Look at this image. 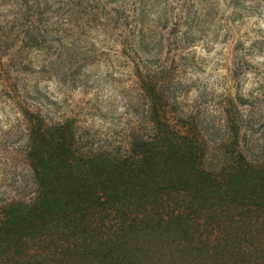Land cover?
I'll return each mask as SVG.
<instances>
[{"label": "trees", "instance_id": "obj_1", "mask_svg": "<svg viewBox=\"0 0 264 264\" xmlns=\"http://www.w3.org/2000/svg\"><path fill=\"white\" fill-rule=\"evenodd\" d=\"M220 1L0 0V103L33 180L0 207V264H264V156L247 149L264 146V90L237 89L239 47L218 97L195 76ZM97 62L129 68L117 128L55 118L28 89L30 75L87 89Z\"/></svg>", "mask_w": 264, "mask_h": 264}, {"label": "rangeland", "instance_id": "obj_2", "mask_svg": "<svg viewBox=\"0 0 264 264\" xmlns=\"http://www.w3.org/2000/svg\"><path fill=\"white\" fill-rule=\"evenodd\" d=\"M219 3L214 17L198 35L196 50L201 56V66L197 69L196 78L207 88V96L218 97L223 79H227L228 83L229 69H232L231 53L235 47H239L242 50L238 54L247 60V71L240 75L237 89L245 95L264 90V59H260L264 57V0L257 3L242 0L237 6L228 0ZM251 3L255 7L247 9ZM128 71L127 67L116 68L104 62L86 66L83 73L88 82L87 89L83 86L70 88L56 78H39L35 75H30L27 83L33 95L38 91L37 100L51 101L48 106L55 111V118L75 112L86 126L106 131L121 126L128 115L126 100L134 99L130 89L126 92L123 89L130 85ZM202 87H194L190 98L197 97ZM232 90H235V86ZM202 100L205 103L206 99ZM94 102L99 104L98 109ZM0 111L14 115L6 104L0 103ZM253 113L254 128L259 132L264 128V115L257 111ZM258 134L254 137H258ZM19 135L16 122L13 129L0 131V207L11 199H27L33 188L31 173L21 151L23 140ZM247 149L251 158L264 156V146L257 142H250Z\"/></svg>", "mask_w": 264, "mask_h": 264}, {"label": "clouds", "instance_id": "obj_3", "mask_svg": "<svg viewBox=\"0 0 264 264\" xmlns=\"http://www.w3.org/2000/svg\"><path fill=\"white\" fill-rule=\"evenodd\" d=\"M223 2V0H221ZM0 11H6V9H0ZM11 19V17H9ZM264 26V25H262ZM260 59H264V57H261ZM19 113H16V116H18ZM16 116L12 115L11 112L6 111H0V131H8L10 129H13V126L16 122ZM10 117V119H8Z\"/></svg>", "mask_w": 264, "mask_h": 264}]
</instances>
